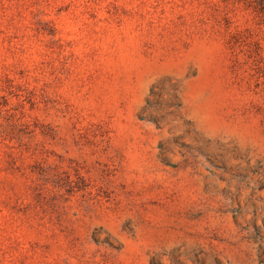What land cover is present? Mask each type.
Segmentation results:
<instances>
[{
  "label": "rangeland",
  "instance_id": "obj_1",
  "mask_svg": "<svg viewBox=\"0 0 264 264\" xmlns=\"http://www.w3.org/2000/svg\"><path fill=\"white\" fill-rule=\"evenodd\" d=\"M0 264H264V0H0Z\"/></svg>",
  "mask_w": 264,
  "mask_h": 264
}]
</instances>
